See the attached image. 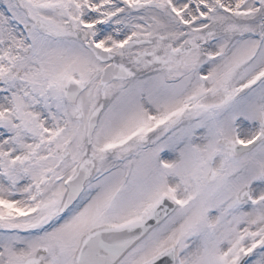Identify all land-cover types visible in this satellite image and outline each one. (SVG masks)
<instances>
[{"label": "snow or ice", "instance_id": "snow-or-ice-1", "mask_svg": "<svg viewBox=\"0 0 264 264\" xmlns=\"http://www.w3.org/2000/svg\"><path fill=\"white\" fill-rule=\"evenodd\" d=\"M0 264H264V0H0Z\"/></svg>", "mask_w": 264, "mask_h": 264}]
</instances>
